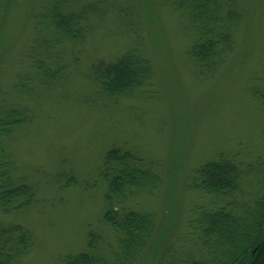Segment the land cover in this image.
Masks as SVG:
<instances>
[{
	"label": "rangeland",
	"instance_id": "374dc122",
	"mask_svg": "<svg viewBox=\"0 0 264 264\" xmlns=\"http://www.w3.org/2000/svg\"><path fill=\"white\" fill-rule=\"evenodd\" d=\"M49 1L2 0L0 7V85L32 76V97L26 95L23 104L33 116L10 146L17 174L35 188L33 202L0 210V222L31 230L34 244L22 264H55L58 255L82 250L89 230L112 241L101 217L100 166L108 149L130 148L160 175L154 191L130 201L157 220L136 264H156L186 230L191 208L206 202L189 185L196 167L221 150L248 146V152L260 145L261 104L250 86L264 79V0H238L244 18L235 46L210 75L186 56L191 34L160 0H65L94 16L80 43L56 41L40 22ZM135 34L150 60L151 79L125 95L99 92L91 65L114 60ZM57 63V76L41 74Z\"/></svg>",
	"mask_w": 264,
	"mask_h": 264
},
{
	"label": "trees",
	"instance_id": "16d2710c",
	"mask_svg": "<svg viewBox=\"0 0 264 264\" xmlns=\"http://www.w3.org/2000/svg\"><path fill=\"white\" fill-rule=\"evenodd\" d=\"M160 2L181 16L179 22L191 34L185 53L196 69L204 75L216 71L235 46L237 28L244 18L239 1ZM1 3L2 0L0 7ZM39 20L53 31L56 41L80 43L94 23V16L83 8L71 9L65 0H50ZM134 36L133 43L114 60H99L91 65L99 92L121 96L151 79L150 60L143 52L140 35ZM61 70L57 63L55 69L41 74L55 77ZM263 81L259 87L250 86L261 104L259 147L248 152V146L243 148L245 151L221 150L196 167L189 185L206 202L191 208L186 230L156 264H264ZM26 95L32 97V76L28 74L17 75L9 85H0L2 212L25 207L35 197L32 183L16 172L10 146L18 127L33 116L31 108L23 104ZM100 175L105 181L101 217L111 229L113 240L106 241L101 233L89 230L85 247L58 255L55 264H136L152 242L157 230L154 213L130 201L138 193L156 189L160 175L155 164L130 148L112 147L104 154ZM33 244L28 227L19 222H0V264H22Z\"/></svg>",
	"mask_w": 264,
	"mask_h": 264
}]
</instances>
